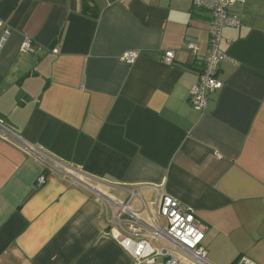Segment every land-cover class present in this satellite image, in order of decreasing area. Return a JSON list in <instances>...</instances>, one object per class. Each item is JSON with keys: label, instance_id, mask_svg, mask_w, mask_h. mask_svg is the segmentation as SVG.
<instances>
[{"label": "crops", "instance_id": "crops-1", "mask_svg": "<svg viewBox=\"0 0 264 264\" xmlns=\"http://www.w3.org/2000/svg\"><path fill=\"white\" fill-rule=\"evenodd\" d=\"M230 13L201 113L211 18L191 1L0 0V264H132L110 230L122 205L148 223L160 194L206 227L208 264H264V0Z\"/></svg>", "mask_w": 264, "mask_h": 264}, {"label": "built area", "instance_id": "built-area-1", "mask_svg": "<svg viewBox=\"0 0 264 264\" xmlns=\"http://www.w3.org/2000/svg\"><path fill=\"white\" fill-rule=\"evenodd\" d=\"M198 9L209 12L210 23V48L204 62L203 70L198 76L197 83L189 92L188 102L192 108L203 113L208 106V94L220 91L222 82L217 78L219 66L226 60L225 54L220 50L221 32L226 27H237L239 22L230 11L242 0H189ZM0 28L3 24L0 23ZM5 36L9 31L4 29ZM3 42V41H2ZM1 42V43H2ZM30 41L25 40L20 50L31 52ZM198 48L194 44L184 47L185 51L196 54ZM176 51H165L162 60L170 65L175 59ZM139 57V53L128 51L120 60L132 64ZM6 137L15 142L26 152L37 155L47 166L49 171L58 170L66 172L68 176L78 175V171L62 163L50 159L35 147L29 146L24 141L4 131ZM43 175L36 179L37 186L45 184ZM156 214L148 223L139 220L135 213H130L127 205L120 206V214L115 218L117 228L110 230V235L122 249L128 253L132 264H208L207 250L204 246V233L206 227L196 219L194 213L173 199L160 194L156 202ZM131 217L128 232L123 233L121 214ZM239 264H254L247 259H240Z\"/></svg>", "mask_w": 264, "mask_h": 264}]
</instances>
